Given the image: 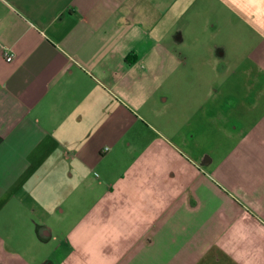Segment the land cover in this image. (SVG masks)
Listing matches in <instances>:
<instances>
[{
    "label": "crops",
    "instance_id": "0c3cea01",
    "mask_svg": "<svg viewBox=\"0 0 264 264\" xmlns=\"http://www.w3.org/2000/svg\"><path fill=\"white\" fill-rule=\"evenodd\" d=\"M0 264H264V0H0Z\"/></svg>",
    "mask_w": 264,
    "mask_h": 264
},
{
    "label": "rangeland",
    "instance_id": "374dc122",
    "mask_svg": "<svg viewBox=\"0 0 264 264\" xmlns=\"http://www.w3.org/2000/svg\"><path fill=\"white\" fill-rule=\"evenodd\" d=\"M206 67L207 66V63H202V66L199 68V72L198 74L199 75H202V77H207L209 74H208V69H205L202 70L203 68L202 67ZM239 66H238V63H232L231 66H230V69H229V74L228 75H225L226 77H229L233 82L232 84H229L228 83L226 85H224V91H228V90H232V91H237L238 89V85L236 83H238V79H239ZM227 74V73H226ZM229 86V87H228ZM236 89V90H235Z\"/></svg>",
    "mask_w": 264,
    "mask_h": 264
},
{
    "label": "built area",
    "instance_id": "2783aa9c",
    "mask_svg": "<svg viewBox=\"0 0 264 264\" xmlns=\"http://www.w3.org/2000/svg\"><path fill=\"white\" fill-rule=\"evenodd\" d=\"M12 60V58L9 56V57H6V61L7 62H10Z\"/></svg>",
    "mask_w": 264,
    "mask_h": 264
},
{
    "label": "bare ground",
    "instance_id": "6f19581e",
    "mask_svg": "<svg viewBox=\"0 0 264 264\" xmlns=\"http://www.w3.org/2000/svg\"><path fill=\"white\" fill-rule=\"evenodd\" d=\"M225 11V10H224Z\"/></svg>",
    "mask_w": 264,
    "mask_h": 264
}]
</instances>
